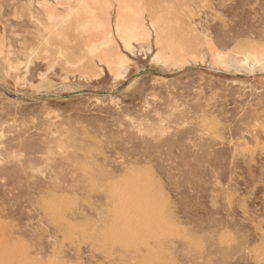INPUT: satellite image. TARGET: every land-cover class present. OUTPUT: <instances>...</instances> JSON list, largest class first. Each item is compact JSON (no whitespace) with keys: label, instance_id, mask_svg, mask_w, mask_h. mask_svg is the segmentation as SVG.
I'll return each mask as SVG.
<instances>
[{"label":"rangeland","instance_id":"obj_1","mask_svg":"<svg viewBox=\"0 0 264 264\" xmlns=\"http://www.w3.org/2000/svg\"><path fill=\"white\" fill-rule=\"evenodd\" d=\"M0 264H264V0H0Z\"/></svg>","mask_w":264,"mask_h":264},{"label":"bare ground","instance_id":"obj_2","mask_svg":"<svg viewBox=\"0 0 264 264\" xmlns=\"http://www.w3.org/2000/svg\"><path fill=\"white\" fill-rule=\"evenodd\" d=\"M8 63H10V62H8ZM18 65H19V64H18ZM10 69H11V68H10ZM134 174H135V173H134ZM136 174H137V173H136ZM135 176H136V175H135ZM132 177H133V176H132ZM135 178H136V177H135ZM133 179H134V178H133ZM139 179H140V177H139ZM131 181H133V180H131ZM137 181H139V180H137ZM134 182H135V181H134ZM128 183H129V182H128ZM132 183H133V182H132ZM130 184H131V183H130ZM134 184H135V183H134ZM124 185H125V184H124ZM131 186H132V185H131ZM138 186H140V185H138ZM133 187H135V185H133ZM144 187H147V186H144ZM144 187H143V188H144ZM140 188H141V187H140ZM128 189H129V188H128ZM133 189H134V188H133ZM129 190H130V189H129ZM137 190H138V188H137ZM160 190H161V189H160ZM148 191H149V190H147V192H148ZM133 192H135V191L133 190ZM133 192H132L131 194H133ZM142 192L144 193V191H142ZM129 193H130V192H129ZM131 194H130V195H131ZM146 194H147V193H146ZM134 195H135V194H134ZM142 195H144V194H142ZM142 195L140 196V195L137 194V196H140V197L138 198V200H137V204L140 203V202L138 203V201H142ZM150 195H151V194H150ZM131 196H132V195H131ZM146 196H147V195H146ZM148 196H149V195H148ZM151 196H152V195H151ZM123 197H124V196H123ZM128 198H129V197H128ZM135 198H136V197H134V199H135ZM121 199H123V198H121ZM126 199H127V198H126ZM136 199H137V198H136ZM132 200H133V199H132ZM123 201H124V200H123ZM125 201H127V200H125ZM48 202H49V201H48ZM130 202H131V201H130ZM119 203H120V202H119ZM126 203H128V202H126ZM131 203H132V202H131ZM58 204H59V203H58ZM137 204H134L135 207L138 206V208H140V206H142L141 203H140L141 205H140V204L137 205ZM77 205H78V204H77ZM128 205H129V203H128ZM131 205H132V204H131ZM143 205H144V204H143ZM129 206H130V205H129ZM129 206H128V208H129ZM135 210H136V209H135ZM141 210H143V209H141ZM133 211H134V210H133ZM130 212H131V211H130ZM140 212H141V211H140ZM128 214H130V213H128ZM131 214H132V213H131ZM131 214H130V215H131ZM63 217H64V216H63ZM119 220H120V219H119ZM61 223H62V222H61ZM63 225H64V223H63ZM139 225H140V224H139ZM128 226H129V225H128ZM90 229H91V228H90ZM61 230H62V229H61ZM85 231H87V230H85ZM90 232H91V231H90ZM90 232H89V233H90ZM86 233H87V232H86ZM137 233H138V232H137ZM84 234H85V233H84ZM11 237H12V236H11ZM23 245H24V244H23ZM20 246H21V245H20ZM22 247H23V246H22ZM102 248H103V247H102ZM134 248H135V247H134ZM47 261H48V260H47Z\"/></svg>","mask_w":264,"mask_h":264}]
</instances>
